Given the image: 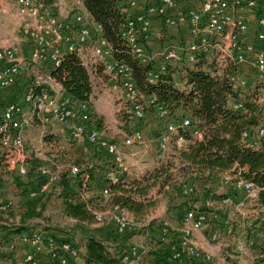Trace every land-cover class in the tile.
Returning <instances> with one entry per match:
<instances>
[{
  "label": "built area",
  "instance_id": "built-area-1",
  "mask_svg": "<svg viewBox=\"0 0 264 264\" xmlns=\"http://www.w3.org/2000/svg\"><path fill=\"white\" fill-rule=\"evenodd\" d=\"M50 1V3H48ZM68 0H15L18 19H15L16 31L13 39L8 37L6 44L0 46V91L8 92L21 79L22 67L26 60L35 64L51 63L53 68L61 65L65 53H75L90 76L94 98L98 96L101 74L106 75L120 89L125 102L138 120L143 122L145 108L155 109L157 118L166 121L163 130L158 131V158L165 152L175 135L177 148L186 142L177 134V125L172 122L165 108L157 101L143 94L136 87L130 67L114 59V47L102 37L103 26L93 19L86 10L84 0H76L72 9L66 13ZM264 0H191V5L184 13H177L175 0H128L131 15L121 30V38L125 40L133 56L142 64L154 63V68L147 74V81L154 83L168 67L193 64L202 56H212L217 66V75L225 74L234 91H238L254 100L257 106L258 124L248 127L241 133L243 144L251 149H264ZM70 6V5H69ZM71 8V7H70ZM79 9L78 12H74ZM158 18L167 29L185 26L189 40L181 48L168 44L159 53L149 54L144 46L151 40L153 19ZM12 23V22H11ZM10 23V24H11ZM6 27L3 15H0V31ZM16 34H23L20 39ZM21 40V41H20ZM29 47L27 58L21 55L22 45ZM101 71V72H100ZM22 103L32 107L29 116ZM233 110H244L239 100L232 101ZM33 121L41 124L43 131L52 125L66 127L68 136L74 141L85 139L91 146L101 147L111 156L115 165L114 171L108 174L110 184L120 182L125 174L131 172L130 164L116 141L106 139L91 126V105L80 103L71 105L65 96L61 82L50 73H39L34 85L25 89L19 102H10L0 107V144L5 149V163L10 171L20 175L27 174L29 159L28 146L24 132ZM182 127L191 129L196 140H202V131L192 118H185ZM122 144L130 147L143 144V133L139 129L129 135L125 134ZM61 167L52 170L49 166H41L38 176L42 183L39 193L59 181ZM72 175L79 172L77 167L70 168ZM89 176H86L84 190H87ZM219 183L224 192L217 195L215 190L205 192L215 195L213 199L204 196L195 207H187L179 221L178 243L172 248V259L176 264H225V259H215L211 253L201 249L197 243V235L208 227L219 225L208 237H202L207 246L217 245L225 237H233V220L222 211L233 209L248 217L253 215L252 224L264 220V209L257 204L260 188L243 177V169L234 165L230 170L217 175L215 183ZM164 189L168 190L169 185ZM187 201L194 195L192 182H186L181 188ZM204 193V194H205ZM38 192L31 196L35 197ZM103 195L111 196L109 187L104 188ZM13 206L12 201H0V212ZM110 211L94 213L95 223L103 225L107 216L119 235H126L143 230V225L130 211L119 205H112ZM246 212V215L243 214ZM262 213V215H260ZM259 217V219H258ZM40 223L41 221H36ZM162 234L168 237L171 228L167 221H158ZM44 224L43 222H41ZM172 229V228H171ZM53 233V232H52ZM39 229L30 238H18L16 246L25 243L32 253L20 259V264H75L81 254L85 253L84 245L72 241H59ZM233 247L237 255H245L255 250L254 264H264V231H255L247 238L238 235ZM59 239V240H58ZM143 239H145L143 237ZM14 247V245L12 246ZM226 251L222 255H233ZM144 245H132L124 255L126 264H143ZM47 258L44 260V258Z\"/></svg>",
  "mask_w": 264,
  "mask_h": 264
},
{
  "label": "trees",
  "instance_id": "trees-1",
  "mask_svg": "<svg viewBox=\"0 0 264 264\" xmlns=\"http://www.w3.org/2000/svg\"><path fill=\"white\" fill-rule=\"evenodd\" d=\"M84 5L95 22L103 26L102 37L113 45L114 59L122 61L130 67L136 87L145 98H154L159 105L167 110L169 118L177 125L178 136L186 142L178 148L176 156L180 165L178 173L181 177L180 180L175 181L177 184L173 187V190H176L175 196L180 197L179 203L174 205L178 207L176 211L181 212L174 213V217H177V224L187 207L193 208L195 204L199 203V199L192 200V203L185 201L181 192L185 183L192 182L194 194L198 189L202 193L211 192L206 189V186L197 184L207 181L215 182L218 174L230 170L234 165L243 169L245 179L261 189L257 204L259 209H264V149L248 148L241 140L243 130L258 124L257 106L254 100L234 91L225 74L221 76L216 74L218 68L212 56H202L193 64L168 67L166 72L161 74L154 83H149L147 74L153 70L154 63L142 64L133 56L125 40L121 38L122 27L131 15L128 1L84 0ZM262 5H264V1ZM159 38L162 40L163 36ZM149 42L152 40L145 41L144 46L151 54L153 53L151 48H147ZM25 63L22 74L26 78L16 85L22 88L20 92L17 91V94H22L25 89L34 85L35 80L31 82L30 77L34 68L39 72L50 73L61 82L65 96L70 99L71 105L90 103L91 126L99 132L105 130L103 118L92 111L93 87L90 76L75 53H65L61 65L57 68H53L51 63L35 64L28 59ZM21 83L22 85H20ZM235 100L242 103L244 110H233L231 103ZM130 109L129 107L127 113L130 112ZM145 113L147 116L156 115L153 108H145ZM133 116L134 114L132 117L130 116V119L124 118L125 121H123L120 114L118 115L123 130L129 135L135 131ZM185 118H192L197 128L202 131V140H196L192 136L191 129L182 127L181 124ZM50 128H53V125ZM44 141L47 148H51L52 158H58L57 161L69 165H66L68 169L62 172L59 181L55 183L48 196L41 201L40 199H31V195L34 192L39 193L42 183L38 176V169L41 166L52 165L51 159L43 160L40 157L31 156V146L28 145L27 174L20 175L17 171L10 170L7 172V165L4 164L5 149L0 144L2 150L0 153V189H3L5 184L11 180L16 187L17 196L21 200L20 205L16 208L13 203V206L8 210L0 212V264H20L19 247L15 242L18 238H30L39 231L33 226L34 222L39 220L48 224V227L49 224L51 225L54 219L48 213V202L54 195L61 203L63 217L71 222L66 225L71 228L70 230L66 228V230L60 231L74 234L80 231L85 239L83 244L85 253L77 258L78 263L75 262L76 264H126L124 255L134 245L131 240L137 234L143 235L146 240L143 264H176L171 253L172 248L179 241L178 233L168 228L171 235L164 236L162 239V227L157 221H151L139 232L126 235H119L113 225L108 226V229L93 227L94 213L102 197L100 191L103 192L104 188L109 187L112 205H119L127 209L137 216L136 218L143 217L145 212L154 205V203L145 202L143 198H147L150 189L161 177L163 178L159 182L162 187L169 185L170 179H172L171 174L168 173L169 167H160L154 170L153 174L143 176V178L137 177L130 180L122 178L119 183L110 184L107 177L114 171L115 165L111 156L101 147L92 146L89 150L77 153L64 150L62 144L65 139L60 135L52 134L50 130L47 131ZM71 167H77L79 172L72 175ZM86 176H89V182L87 190H84ZM93 184L92 196L85 198ZM244 222L246 221L244 220ZM239 225L240 223L237 226L233 225V237L240 235L241 230L240 238H247L256 230L264 231V220L245 225L242 229ZM56 227L59 228V226ZM41 230L50 233L48 237L57 238L54 233L60 234L45 228H41ZM103 232L107 234V239L100 237L99 234ZM13 245L14 247H12ZM51 264H56V262Z\"/></svg>",
  "mask_w": 264,
  "mask_h": 264
},
{
  "label": "rangeland",
  "instance_id": "rangeland-1",
  "mask_svg": "<svg viewBox=\"0 0 264 264\" xmlns=\"http://www.w3.org/2000/svg\"><path fill=\"white\" fill-rule=\"evenodd\" d=\"M71 3L69 4L71 9H72V5L73 3H75V7L76 6V0H68ZM128 1V0H127ZM144 1V0H141ZM177 3V13H184V11L191 5V1L189 0H175ZM79 9H76L74 12H78ZM5 22L7 23V20H5ZM159 35V37H162V40L157 36ZM17 37H19L20 39H23L25 36L23 34H16ZM189 33L188 30L185 29V26H180L177 29H167L164 27L162 21L158 18H154L153 19V26H152V30H151V40L152 42L148 43L147 48H151L153 53H159L161 52V50L163 49L164 46H167L168 44H171L173 46H175L176 48H181L185 45V42L187 40H189ZM4 39V38H3ZM21 41V40H20ZM24 43V42H22ZM149 52H151L149 50ZM27 55V54H26ZM24 58H27V56L24 55ZM182 65H185V62H183L180 65H177L178 67H181ZM32 67V66H30ZM101 72V71H100ZM39 73H45V72H39L37 71L36 68L33 69V72L31 73V82H33L35 80V77L39 74ZM24 74H22L23 76ZM15 88L12 87L9 91L11 92L13 89ZM99 94H103V90L99 89L98 90ZM109 95V94H108ZM19 98H21V95H19ZM102 103L98 104L97 109L100 111L101 117L104 118H109V111L111 110V106L108 103V101H104L101 100ZM116 104L118 105V103L116 102ZM5 106L4 101L0 100V107L3 108ZM22 106L25 110V112L31 116L32 113V107L28 104L22 103ZM129 107L131 108V105L128 104L127 102H125L122 107L120 108V116L123 118V121H125V119H130V116L132 117L133 112L130 109L129 113H127ZM113 111V110H112ZM106 115V116H105ZM115 117L116 120L118 119V116H114L112 114V117H110V119H112V121L108 122L107 126H114L117 127V123L115 122ZM125 118V119H124ZM166 121H161L157 118V116L155 115H151V116H147V114L145 113V118L143 122L138 123V120H136L133 116V126L135 127L134 129H139L142 131L143 133V144H135L134 146H124L122 144L124 135L126 133H117V134H111L108 133L106 130H102L100 133L102 134L103 137H105L106 139L109 140H113L116 141L120 144L125 157H126V161L130 164V169L131 172L128 174H125L122 178L124 179H132V178H143V176H148L150 174H153L154 170L160 168V167H164V168H168L169 167V172L171 174V178L170 182H169V189L166 190L164 189V187H162V184H160L161 182H159L160 180H162L163 177H161L159 179V181H157L156 185L153 186L150 191L149 194L147 196V198H143L146 201L150 202V203H154L153 206H151L148 211L145 212V214L143 215V217L138 218L140 220V222L143 225H147L149 224L151 221H167L170 225V227L174 230H172L173 232L177 233V230L179 228L178 224H177V217L175 218V214L178 212L176 211L178 209V207H175V203L177 205V203H179L180 201V197L175 196L176 194V190L174 191L173 187H175L174 185L177 184L175 181H178L181 179V177L179 176V162L176 159L177 156V146L175 144V135L171 136V142L168 144V147L166 149L165 152L161 153V158H158V147H157V134L158 131L163 130L165 127ZM48 131V129H47ZM47 131H43L41 124L38 121H33L32 123H30V126L25 130L24 132V137L26 135V139L27 142L29 143L28 145L31 146V152L30 155L34 156L36 158L40 157L43 160L45 159H51V164L49 165H45V166H49L50 168H52V170H56L57 168L61 167L60 171H66L68 169V167L66 165V163H62V161H57L58 158H52V154H50V149L47 148V146L45 145V137L47 135ZM27 132L29 133L27 136ZM71 141H74L72 139H70ZM66 145L69 147H72L71 144L69 142L68 137H65V141ZM78 146V144H74L72 149H76ZM2 152V150L0 149V153ZM4 164L5 163V159H4ZM7 172H9V170L7 169ZM62 173V172H61ZM63 174V173H62ZM123 179V180H124ZM198 186L204 185V187L206 186V189L209 190H215L217 195H220L224 192L223 188L221 187V185L219 183H215V182H203V183H198ZM55 184H52L48 187V189L45 192H40L38 193L35 197H31V199H40L43 200L46 196H48V194L50 193V191L54 188ZM92 189H90V192L88 191L89 194L86 195L85 198H89L92 196L93 194V188H94V184L91 186ZM92 190V191H91ZM91 193V194H90ZM100 193L102 194V197L99 200V205L98 208L95 211H99V212H106L110 211V209L112 208V196L109 197H105L103 195V192L100 191ZM89 196V197H88ZM184 196V195H183ZM204 196L206 197H210V199H213L214 197H216L215 195H207L204 194V192L202 193L199 189L197 190V192L192 195L191 197V201H195L196 199H199L198 202H200L201 200L204 199ZM185 198V196H184ZM140 199V198H139ZM171 199V200H170ZM0 200L2 201H12L14 203V207L16 208L17 206L20 205L21 200L20 198L17 196V190L16 187L14 186V184L11 182V180H9L8 183L5 184V186L3 187V189H0ZM142 200V199H141ZM61 203L60 201L56 198V196H52L51 199L48 202V213L49 215L51 214V217H53V221L51 222V225L46 224L44 221V224H42L41 222H34L33 226L41 229V228H45V229H49L55 232L60 233L61 236H59L61 239H65V240H69L74 242L75 244L79 245V244H84L85 243V239L83 238V235L80 233V231H78L77 233H71V232H65V231H60L62 229H71L70 227H66V225H68L70 222V220H66L63 217V214L61 212ZM168 211V212H167ZM216 211H222V213H225V216L230 217L233 220V224L234 225L236 223V219L237 222L242 221V218L245 217L244 215L240 214V212H237L233 209H227V210H216ZM180 212V211H179ZM179 212L177 214H179ZM169 213V214H168ZM175 213V214H174ZM181 213V212H180ZM246 215V212L243 213ZM154 216L151 220H149V218L151 216ZM135 216V215H134ZM137 217V216H135ZM245 221L246 219L243 218ZM52 225H54V227H52ZM59 226V228H57L56 226ZM108 226H112V223L110 222V218L107 216L106 221L104 222L103 225H99L96 224L95 221L93 223V227L94 228H107ZM47 227V228H46ZM55 234V233H54ZM101 235V233L99 234ZM235 236V235H234ZM141 236L140 234H137L134 238V245H144L145 240H140ZM233 255H237L236 254V250L233 247ZM264 251V250H262ZM46 264H49V262H46Z\"/></svg>",
  "mask_w": 264,
  "mask_h": 264
},
{
  "label": "crops",
  "instance_id": "crops-1",
  "mask_svg": "<svg viewBox=\"0 0 264 264\" xmlns=\"http://www.w3.org/2000/svg\"><path fill=\"white\" fill-rule=\"evenodd\" d=\"M191 1V0H189ZM71 2L67 1V6H66V13L67 14L69 12V10H71L69 4ZM16 2L15 0H0V15H3L4 20H7L6 27H4L3 31H0V46H3L6 44L7 40L5 41V39H7L8 37H11V39H13V33L16 31V28H12L15 26L14 21L15 19H18V15H17V9H16ZM12 22V23H11ZM11 23V24H10ZM159 37V35H157ZM4 38V39H3ZM29 47L26 43H24L22 45V51H21V55L24 58V55L27 56L29 54ZM27 54V55H26ZM26 65V63L24 64V66ZM25 67H22V69ZM101 79L99 82V89L103 90V94H98V96L96 98L93 99L92 101V111L95 112L99 117H101L100 111L97 109L98 104L102 103L101 100L104 101H108V103L111 106V110L109 111V118H103L104 123H105V130L108 133L111 134H117V133H125V131L122 128V123L120 122L119 119L116 120L115 117V122L117 123V127L114 126H107L109 121H112V119H110V117H112V114L115 116H118L120 114V108L122 107V105L125 103V100L123 98V94L121 92L120 89H114V84L113 82L104 74H101ZM26 77L23 76L21 77V79H19V83L23 82L24 79ZM27 84V83H25ZM22 85V83L20 84ZM20 86H16L11 92H2L0 91V100L4 101L5 105L10 103V102H19L21 100V98H19L20 94H17V91H21L22 88H19ZM109 94V95H108ZM116 102L118 103V105L116 104ZM113 110V111H112ZM106 116V115H105ZM50 132L53 134H57L58 136H62L64 139L65 137H68L69 142L72 143L71 146L72 147H68L66 145L65 142H63L62 144V148L64 150H69V151H73L75 153L83 151V150H89L91 149V145L88 144V142L83 139V140H78V141H71L69 136H68V131L66 129V127L61 126V125H53V128L49 129ZM28 132H27V136H28ZM25 141L26 144L28 146V142L26 139V135H25ZM78 144L76 149H72L74 144ZM185 201H187L185 199ZM154 216L152 215L149 220H151ZM246 219V222H244V219ZM241 223L237 222L236 219V223L234 224V226H237V224L240 223L239 227L242 229L244 228L245 225H251L253 220H255L256 218H253V215H249L248 217H243ZM251 222V223H250ZM219 225L215 224L214 226L208 227L205 230H203L201 233H199L197 235V243L200 246L201 249H204L206 252L211 253V256L215 259H225V264H254V255H255V250L251 249L250 251H248L247 254L245 255H222V252L226 251H231V248L233 247V245L236 242V238L235 237H225L223 238L222 242L217 244V245H211V246H207V244H205L204 240L202 239V237H208L209 234L212 231H215L218 228ZM106 231V230H104ZM244 233V232H243ZM239 234H242V230L239 232ZM245 234V233H244ZM141 238L140 240H143L142 237L143 235H140ZM242 236V235H241ZM103 239H107V234L105 232H103L100 236ZM134 238H132L131 242H134ZM244 238V237H243ZM145 240V239H144ZM146 241V240H145ZM83 245V244H81ZM18 256L20 259H24L26 255L32 253V249L29 245L22 243L20 244L19 248H18ZM47 258L45 257L44 260H46ZM76 263H78V259L75 261ZM75 263V264H76ZM49 264H51V262H49ZM189 264V263H187ZM191 264H196L194 262H192Z\"/></svg>",
  "mask_w": 264,
  "mask_h": 264
}]
</instances>
